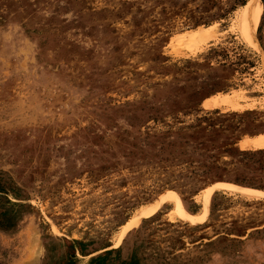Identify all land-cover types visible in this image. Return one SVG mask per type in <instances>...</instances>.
Wrapping results in <instances>:
<instances>
[{
    "label": "rangeland",
    "instance_id": "obj_1",
    "mask_svg": "<svg viewBox=\"0 0 264 264\" xmlns=\"http://www.w3.org/2000/svg\"><path fill=\"white\" fill-rule=\"evenodd\" d=\"M248 2L0 0V264H264Z\"/></svg>",
    "mask_w": 264,
    "mask_h": 264
},
{
    "label": "bare ground",
    "instance_id": "obj_2",
    "mask_svg": "<svg viewBox=\"0 0 264 264\" xmlns=\"http://www.w3.org/2000/svg\"><path fill=\"white\" fill-rule=\"evenodd\" d=\"M244 7H245L244 11L240 14V20H241V24H242V31L244 33L243 35L246 34V36H244V38L246 37L247 42L252 44L254 46V48L257 50V52L262 56V62H263V66H264V51L262 50V48H260L261 46H260V44H259V42L257 40L256 34H255V30L257 28V25H258V22H259V19H260L261 9H262L261 0H249L248 4L246 6H244ZM199 32H201V33H199ZM199 34H201V35L205 34L206 35L207 33L204 32L203 30H199L196 33V35H199ZM244 190H246V189H244ZM178 204H181V202L180 203L178 202ZM152 207H154V206L151 205V206L147 207L145 209V212L147 210L149 211V209L152 208ZM188 218H190V217H188ZM136 224H137V221H136ZM127 227H128V225H127Z\"/></svg>",
    "mask_w": 264,
    "mask_h": 264
}]
</instances>
